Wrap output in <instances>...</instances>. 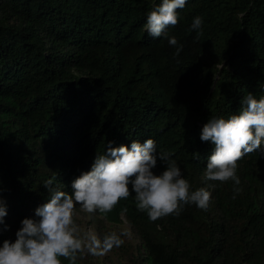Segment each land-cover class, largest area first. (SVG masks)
Here are the masks:
<instances>
[{
    "label": "trees",
    "instance_id": "obj_1",
    "mask_svg": "<svg viewBox=\"0 0 264 264\" xmlns=\"http://www.w3.org/2000/svg\"><path fill=\"white\" fill-rule=\"evenodd\" d=\"M161 2L0 0V193L8 212L0 247L49 201L45 181L56 176L54 186L71 193L107 143L130 148L151 138L158 153L174 154L193 190L208 188L211 202L207 211L188 205L152 222L133 193L97 212L114 226L125 218L136 233L128 262L264 264V143L238 161L235 186L205 178L214 145L200 138L212 118L239 114L249 93L264 97V0H187L167 30L183 45L179 57L145 29ZM163 170L158 160L154 171ZM234 187L242 189L235 199Z\"/></svg>",
    "mask_w": 264,
    "mask_h": 264
},
{
    "label": "clouds",
    "instance_id": "obj_2",
    "mask_svg": "<svg viewBox=\"0 0 264 264\" xmlns=\"http://www.w3.org/2000/svg\"><path fill=\"white\" fill-rule=\"evenodd\" d=\"M187 0H162L147 17L145 29L153 38L164 36L170 46L176 47L175 36L168 37L167 30L178 25V10L184 9ZM202 17H195L191 30L199 31ZM183 45L176 47L179 57ZM203 142H211L214 149L208 159L205 178L226 183L232 181L239 186L238 161L244 156L260 150L264 143V97L257 99L249 93L239 114L229 118H212L201 132ZM171 152L157 151L156 142L149 138L143 143L133 141L130 148L113 147L107 143L104 154H98L89 172L82 173L72 182V192L54 186V176L45 181L50 199L36 209V218H25L16 232V239L5 240L0 247V264H77L85 253L102 256L114 247L122 246V237H131L127 229L111 232L101 239L91 230L78 223L80 211L95 215L112 212L122 200L134 193L136 208L144 212L150 221L176 215L185 206L195 205L207 211L212 193L206 187L193 190ZM199 155L198 153L196 154ZM158 160L165 166L160 174ZM234 196L242 189L234 187ZM79 205V211L77 209ZM127 212L122 209L121 216ZM7 206L0 193V224L7 216Z\"/></svg>",
    "mask_w": 264,
    "mask_h": 264
},
{
    "label": "rangeland",
    "instance_id": "obj_3",
    "mask_svg": "<svg viewBox=\"0 0 264 264\" xmlns=\"http://www.w3.org/2000/svg\"><path fill=\"white\" fill-rule=\"evenodd\" d=\"M220 69H228L227 62H224ZM77 209L79 211V205H77ZM78 223L85 230L91 229L93 230L98 237L101 239L104 235L111 232H121L125 229L131 232V237H122L125 242L122 246L116 248L114 247L109 252L105 253L102 256H93L91 254L85 253L80 260L81 264H130L127 260V253L130 251H135L136 246L140 243L137 239V235L132 229V227L128 224L125 218H123V224L120 226H114L107 224L102 220V217L99 215H91L80 211L78 217ZM129 249V252L127 251Z\"/></svg>",
    "mask_w": 264,
    "mask_h": 264
}]
</instances>
